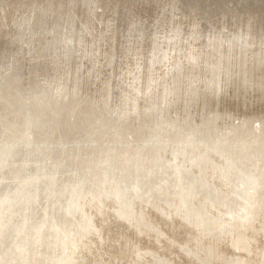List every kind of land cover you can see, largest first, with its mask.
Wrapping results in <instances>:
<instances>
[{
  "label": "rangeland",
  "instance_id": "obj_1",
  "mask_svg": "<svg viewBox=\"0 0 264 264\" xmlns=\"http://www.w3.org/2000/svg\"><path fill=\"white\" fill-rule=\"evenodd\" d=\"M82 1L84 4L82 3ZM90 1L92 3H90ZM94 1L96 2L95 4H94ZM150 1L149 0H143V1H140V0H68V1L67 0H34V1L33 0H19V1L18 0H12V1L11 0L9 1L0 0V110L3 108V104L5 103L6 104L10 103V106L12 107L9 116L3 119L0 118V120H4L5 123H7L6 126H3L0 129V264H56L57 262L56 259H59L57 264L59 263L65 264L68 260L66 258L67 255L68 254L70 255L71 253H72L71 257L72 258L76 257L75 261L81 262L82 264H98V263L99 264H105V263L106 264H131L130 262H132V264H136L137 261L139 262V264H153L155 261H157V264L159 262H161L160 264H190V263L191 264H208V263L218 264L217 260H215L213 257L209 258L207 254V250L200 251L201 250L199 249L200 243L198 244L199 241L193 240L190 237L191 234L190 233L188 234V231H185L183 227L176 225V223H174L175 226L174 228H172L173 227L172 222L171 223L168 222L169 224L168 223L165 224V222L162 220H160L159 223L157 222L158 220L157 221L153 220V226L155 228L158 226L157 227L158 230L160 229L159 231L158 230L155 231L157 235L156 238L155 236L152 235V233L150 236L149 235L147 236L148 233L143 232L140 234H135L131 231V229H128L130 228V226L132 227L133 225H135L136 227L137 225H139L138 224L139 222L140 223L145 222L147 219L151 217L150 213H152L153 211L161 212L162 215H165L163 216L165 220L167 218H170L169 213L172 210H174V208H176L178 201L183 197L185 198V203H188V204L193 203L191 201L192 198L198 201L196 196L194 197L188 196L189 192L190 191L192 192V188L194 184L193 181L195 179L194 177L195 175L197 177L196 179L200 181V183L195 181V184H194V188H196L195 195L197 196L200 195L199 201L203 202L206 200L205 201L206 203L209 202V200L207 199V197H209V192L204 191V185L202 184V182L203 183L205 182L206 186H209L211 181L217 178H220V176L221 178L222 177L225 178L226 176H229L227 179L229 180L230 184L232 183V181L233 183L237 181L235 185L237 186L238 189L243 190L245 194L244 195V198H245L244 203L246 207V214L244 215L245 217L242 215V212H241L242 210L238 211L237 209L238 212L237 211L235 212L237 215L240 214L239 216L242 217V219L244 218L243 219L244 221L239 220L240 224L238 223V226H237L240 229L242 228V230L240 231L241 233L239 234L233 230L231 231L230 228L232 225L230 224L233 222L231 221V218L229 220L226 219L225 225H228V226H226L227 227L225 230L226 232L224 231L223 234L225 235L223 236L225 237L227 235L226 236V238H228L227 244H229V246L231 245L230 250L233 253L235 252L236 255L239 254L237 255V259L239 260V262L240 261L241 262L240 263L237 262V264L238 263L239 264H249V263L250 264L252 263L253 264H264V261H263L264 260V257H263L264 256V253H263L264 252V236L258 233L259 231L256 230L257 227H255V224L254 226H252L253 223H255V221L258 219V216H260L262 209L264 207L263 206L264 205L263 204L264 203V200H263L264 199V186H263L264 185V179H263L264 178L263 177L264 176L263 175L264 173L263 163L264 162L262 161L264 160L263 158L264 156H262V153H264L263 151L264 146H262L264 145L263 144L264 140H261L262 139L261 137L264 136L263 132H261V131H264V106H263L264 105V101H263L264 100V73H262L264 72L263 70L264 69L263 68L264 66V58H263L264 57L263 55L264 46H262L264 45L263 43L264 42V39H263L264 38V33H263L264 32V25H263L264 0H253V1L244 0L246 1L245 4H243L245 6H242L243 1L241 0H238V1L237 0H231V1L230 0H220V1L219 0H208V1L207 0L205 1L204 0H197V1L196 0H179V1L178 0H164V1L150 0ZM176 1L178 2V4ZM199 1H202V2H199ZM141 2L143 4H140ZM155 2H157V4ZM180 2L181 4H179ZM220 2H223V3L220 4ZM15 4H16V7H15ZM39 5L43 7L41 8ZM213 5L215 6L213 7ZM230 5L232 9L230 8ZM238 5H240L239 6L240 8H238ZM92 7L94 9H92ZM183 7L184 9H182ZM262 7H263V10L262 9H261L262 11L259 10ZM87 8L89 12L87 11ZM89 8H91V10H89ZM171 8H173V11H176V12L173 13ZM179 8L181 9V11ZM187 8L189 9L188 11H187ZM194 8H195V11L193 10ZM213 8L215 11L213 10ZM224 8L226 10H224ZM242 8L245 11H248V9L251 10L252 8H255L257 10L256 12H253L252 10L253 12V13L251 12L252 14L248 13L245 15V13H242V15L245 17L239 18L238 16L237 18L239 10ZM93 10H95V12ZM39 11L42 14H40ZM93 12L95 14H93ZM184 12L186 15L184 14ZM82 14L83 16H81ZM87 16H88V19H86ZM164 16L166 17V19L164 18ZM257 16H260V17H257ZM94 19L95 21H91ZM76 20L78 21L80 20V21L77 22ZM112 20H113V24H111ZM118 20L121 21L122 23L119 22ZM248 20H249V23H248ZM124 21L126 22L128 21V22L126 23ZM96 22L99 25L96 24ZM76 23L78 24V26ZM139 23L142 26H140ZM104 25L108 26L109 28L105 27ZM138 25L140 26L141 29L139 28ZM81 26L83 27L81 28ZM259 26L260 27L262 26V27L260 28ZM49 27L50 29H48ZM253 27L257 29L255 30ZM98 28L99 29L101 28V30H99ZM223 28L226 31L223 30ZM57 30L59 31L57 32ZM118 30H120V32ZM134 30L136 33L134 32ZM141 30H144V31H141ZM175 30L176 31L178 30L177 31L178 34H175L177 33ZM245 30L247 31L245 32ZM233 31H235V33ZM240 31L243 33V35L245 34L246 36L243 37ZM255 31L256 33L253 34V32ZM84 32L87 34L84 35L85 34ZM173 32L175 33L172 34ZM259 32L260 33L262 32L261 35ZM57 33H59L60 36ZM78 34L79 35L82 34V35L79 36ZM105 34H107L108 36ZM224 35L228 37H223ZM57 36H59V39L57 38ZM105 36L107 37L106 39H105ZM138 36L142 40H140ZM250 36H252L253 39ZM80 37H81V40H80ZM108 38L110 39V42ZM153 38L155 39L154 41H153ZM91 39L93 40L91 41ZM118 40L119 42L117 43L116 41ZM120 40H121V43H120ZM70 42L72 44H70ZM88 42H91L92 44L90 43L89 45ZM94 42L96 44L97 43H100V44L96 45ZM83 43L84 45L86 43L88 45L86 44L87 46H84ZM129 43L132 44L131 46L133 47H131ZM232 43L234 44L232 45ZM118 44L120 48H118ZM91 45L93 46V48L91 47ZM240 45L243 47H241ZM55 46L58 48H56ZM44 47L45 48L47 47L49 50L47 48L45 49ZM74 47L75 48L78 47L77 50L74 49ZM80 47L81 49H79ZM95 47H97L98 49ZM245 48H246V51H245ZM259 48L263 49V50L260 49L261 52L263 51L262 53L259 51ZM68 49L70 51H68ZM117 49H120V50L122 49V50L119 51ZM130 49L131 50L133 49V50L131 51ZM34 50L36 51L39 50L38 51L39 54ZM72 51H74L75 53ZM156 51L159 53L157 54ZM226 51L228 52L229 56L226 54L227 53ZM152 52L155 54V56ZM58 53H61V54L58 55ZM85 53L88 55H85ZM89 54L92 56L95 54L94 55L95 58L94 57L91 58ZM57 55L59 56V58ZM105 55L106 57H109V59L105 58L104 57ZM113 55L115 57L114 58L115 60L113 59ZM250 55L253 56V58ZM73 56H76L78 60L76 59V57H73ZM119 56H120V59H119ZM86 57L87 58L89 57V58L86 59ZM151 57L153 60L151 59ZM39 58L41 59L39 60ZM45 58L46 59L50 58L52 60L51 61L49 59L51 64L49 60H46ZM60 58L62 59V61ZM116 58H117V62H116ZM226 58H228L231 61H229ZM257 59H259L260 62ZM2 60L3 61L5 60V63H1ZM191 60L193 61V63ZM47 61H48V64H47ZM114 61L116 63H114ZM154 61L155 63H153ZM38 62L39 63L41 62L42 64L41 63L39 64ZM59 62L60 63L62 62L61 65ZM20 65H21V68H20ZM57 66H59L58 69H57ZM108 66L110 68H108ZM99 67L100 69H98ZM198 67L201 68V71ZM227 67L229 70L226 69ZM259 67H261V69H259ZM49 68L51 72H49ZM66 69L67 71H64ZM74 69H75V72H74ZM90 71L91 72L94 71V72L91 73ZM226 71H228L229 73ZM55 72H59V73H55ZM201 72H202V75H207V76L203 77L201 75ZM253 72L255 73L253 74ZM260 72L262 74H260ZM199 73H200V76H199ZM65 74L66 75L68 74V75L66 76ZM255 74L256 75L259 74V75L256 76ZM93 75H95L96 77ZM150 75L152 78L150 77ZM53 76L54 77L57 76L56 79L55 78L53 79ZM62 76L64 78V81H63ZM58 77H59V80H58ZM65 77L68 80L65 79ZM77 77L78 78L80 77L79 79L81 80H78ZM208 77L210 78L208 79ZM222 77H225V78H222ZM214 78H216L217 80ZM229 78H231V80ZM214 80L216 81L214 82ZM225 80H228L229 83ZM56 81H59V84H62L63 87H65L64 84L66 82L65 84L66 88H63V92H62V95L65 94L66 96H63V99L60 101H56V97L58 98V95H59V90H58L59 85L57 84L58 82ZM71 81H73V84L74 83L76 84L74 85V87L76 86L75 88H72L73 84ZM109 81L110 82L113 81V83L112 82L109 83ZM123 81L126 82L127 85ZM213 83L214 85H212ZM84 84L85 85L87 84L88 86L86 85L87 86L86 87ZM54 85L57 87H55ZM78 86H80V88ZM118 86L122 88L120 89ZM217 86L219 87L217 88ZM98 87L99 88L101 87L102 90L99 89ZM220 87L223 90L220 89ZM126 88L127 90H125ZM205 90H208V91L206 92ZM225 90H226V93H225ZM76 91H79V92H76ZM126 91H128L129 93L128 92L126 93ZM212 91L214 92L212 93ZM203 93L205 96L202 95ZM207 93H208V96L206 95ZM25 95L26 97L27 96L30 97V99H28L30 101L27 103L28 106L26 108L20 107L21 104L19 103L21 100H23V96ZM85 96L86 97L89 96V97L85 98ZM232 97H235V98H232ZM169 98H171V100ZM72 99H75V100H72ZM81 99H83V101ZM125 99L127 100L125 101ZM167 99L169 101V104L167 103V106L164 107L163 105L164 103H166L165 101H167ZM53 100H55V102ZM106 100L108 103L106 102ZM104 101L106 102V105ZM126 102L128 103L127 105H126ZM170 102H172V104ZM209 102H211V104ZM58 105L67 107L66 112L71 110L70 112L65 114V118L63 115L64 119H62L63 121L68 120L69 122L62 124L63 123L62 121L58 125L56 123L53 124L52 125L53 128H50V130L45 134V138L46 137H50V138L49 139L46 138V140L43 141L41 131H44V127L42 130V126L40 127V123L41 121H45V119L47 120V118L51 117V115H49L51 110L45 112L44 108L46 107L48 108V106H53V108L59 107L57 109H60V106ZM216 105L218 106L219 109L216 108L217 107ZM33 106L35 108H38V110H33L32 108ZM80 106L81 107L83 106L82 108L84 112H78L75 110V108L79 109ZM104 106L105 107L107 106L106 110ZM208 106H210L211 108ZM73 107L74 109H72ZM94 107L99 109L100 111L99 115L94 110ZM90 108L91 110H89ZM29 109H31V111H29ZM86 109L88 111H85ZM25 111H29V112L25 114ZM74 111L76 112V114ZM107 111L110 112L112 119L116 118L117 116L118 118H120V120L118 119L117 121L119 123L120 131L118 130V128H116V132H117L116 136H115V131L112 132L111 130L112 127L110 126V123L112 122V120L107 118V116L110 115ZM154 111L155 112L157 111V112L155 113ZM214 112H216L215 114H218L220 112V114L223 113L226 116L220 120L218 119L219 117H216ZM92 113L95 117H98L99 120H97V118L95 120L93 118ZM150 114H154L157 117V119L154 121L152 120L151 123H147V117H149ZM75 115H78V116H75ZM101 115L103 116V118H101ZM228 115L230 117H228ZM234 115L236 118L234 117ZM31 116L33 118L32 120L30 119ZM99 116L101 119L99 118ZM213 116H215V118L217 119L218 121L217 123L220 124L219 125L220 127H218L217 126L218 124H216L214 125V127H211L208 130L207 128L205 129L204 124L207 122L209 124L208 119H211V118L213 119ZM249 117L251 118L249 119ZM253 117L254 119H252ZM53 118H55V114L53 115ZM69 118L71 119V121ZM225 118L228 120H226ZM52 120L53 119L49 121L50 124ZM229 120L230 122L231 121L232 122L230 123ZM103 121L105 122V124L102 123ZM28 122H31V123L36 122L35 127L33 128V125ZM54 122H55V119H54ZM76 122L77 124H75ZM260 122H261V126H260ZM224 123H227V124H224ZM242 123H245V124H242ZM73 124L75 127L73 126ZM98 126L100 129L98 128ZM216 126L219 128V130L217 129ZM91 127L94 128L93 133L91 132ZM101 127L103 128L101 129ZM253 127L256 130H254ZM67 128L69 131L70 130L71 131L69 132ZM57 129L58 130L61 129L59 133L61 134V136L57 135L59 136L60 140L58 137L56 139L53 138L54 136L53 134L57 132L54 130H57ZM87 129L88 131H90L92 135L94 134L93 136L91 135L93 137V138L90 137L91 140L85 138V132L87 133ZM97 129L99 130L97 131ZM100 130H102V133H100ZM74 131L76 134L74 133ZM62 132L64 133L65 136H63ZM71 132H73L72 134L74 135H72ZM234 132H235V136H234ZM185 133H187V135ZM257 133L259 135H256ZM100 134H102V136ZM245 136H247L246 142L244 139ZM62 137H64L65 139ZM233 138H234V141H233ZM252 138H255V139H252ZM206 139H207V143H206ZM247 139L250 142H247ZM92 140H93V143H92ZM223 140H224V143H223ZM256 140H258L259 143ZM75 141H78V142H75ZM56 142H59V144ZM68 142H70V145H71V150H72L71 152H74V154L78 152L77 154L80 153L79 156H76L75 158L73 155L72 157L71 156L68 157L67 155L68 152L66 151V147L70 146ZM212 142L214 143L216 142V144ZM228 142H231V143H228ZM252 142L253 143L256 142V143L253 144ZM18 143H20L21 147H22V144H25V143L28 144V147L26 148V150H23L21 152L25 160L17 156L15 160H20V161H15L14 156L16 154H10L13 146ZM71 143L72 144L74 143V144L72 145ZM220 143L222 146L220 145ZM250 145L254 146L252 147L254 149V150L252 149L254 151L253 153L250 148L251 147ZM256 145H258L259 147L258 146L256 147ZM76 146H80L79 151H77L78 149H76L77 148ZM73 147H76L75 148L76 151L75 149L73 151L72 149ZM237 148L241 150L242 152L239 151ZM225 150H227L228 152L227 151L224 152ZM249 150L251 151V153ZM191 152L193 155L191 154ZM6 153H7V156L5 155ZM207 154L208 156H206ZM214 157H217V158H214ZM260 157L263 159L261 160ZM69 159L71 161H69ZM202 159L204 160L203 162H202ZM29 160H31L32 163H30ZM166 160H169L172 163L170 167L168 166V168L165 167L167 166V163H168ZM235 161L239 164H237ZM16 162H19L21 164L30 163L31 169L29 171H26L25 169L24 171L21 167L19 169V167L16 166L18 167L16 168L18 170L13 171L12 169L15 168L13 166L16 164ZM189 163H191L192 165ZM254 163L256 164L254 165ZM85 169L88 170L87 173L82 174ZM229 169H231L232 171ZM77 170L78 172H76ZM243 171L245 172L243 173ZM259 171L261 172V174L258 175V173H260ZM71 172H76V173H74L73 176L69 177V174ZM211 173H212V176H211ZM218 174H220V176ZM247 174H249L250 176L249 175L247 176ZM244 177L246 178V180L247 179L248 180L246 181ZM208 178L209 180H207ZM254 179H256L255 182H254ZM260 179L261 180L263 179V182ZM244 181H245V184H244ZM67 182L69 184L68 186L66 184ZM241 183L243 184V187ZM71 189H73L74 193L72 192ZM21 190L25 191L23 193L24 196L20 195ZM125 190L127 192L136 191L138 193H141L139 194L140 196H138V200L140 201L135 200L133 197L134 196L133 194V196L132 195L130 196V198L133 199V202L129 201L131 203L130 204L127 201V197L125 193L122 192ZM221 193L224 196V194H226L227 191H225V189H221ZM99 195H103L105 196V198L99 197ZM116 195L119 196V198H116ZM143 195H145V197ZM94 196L97 197V200L98 198L100 199V201L98 200V202L102 205L100 207L98 206L100 212L102 211L104 212V208L107 204H112L113 202L115 203L116 201H118V204H121V207L125 208V210H127L128 213L130 212L131 214H133L135 213V211H141L143 212V214L141 216H136V218L131 215H128L126 218L127 222H125L126 224L123 226L122 224L114 221L115 218L112 216H108V217L105 216L104 221L102 223L103 219H100V220L96 219L93 213L94 208H93V204L91 201L94 198ZM155 196H158V197L166 196V197L164 199L155 200L154 199ZM115 199L117 200L115 201ZM217 199L218 197L216 195V200ZM134 200L138 201L137 203L139 204V207L138 208L134 207V208L129 209L132 204L136 203ZM261 200H263V202ZM128 205H130L129 208H127ZM154 205H158V207L156 209H153ZM154 217L155 216H153V218ZM246 217H249V218H246ZM120 220L121 221L124 220L122 215H121ZM95 221L97 222L98 225L95 224ZM132 221H134V224L131 223ZM194 222H198V221L197 220L196 221L192 220V222L190 221V223L193 226H196L197 223L195 225ZM104 225H106V227ZM243 225L244 227L245 226L247 227H245L244 229ZM143 227L148 229V227L146 226H143ZM252 229L254 232L253 231L248 232L249 230H252ZM161 230L163 233L160 232ZM65 236L66 237L70 236V238H66ZM230 241L232 242V244ZM68 243H71V244L69 245ZM135 243L138 245H136ZM234 243H235L234 246L236 247L232 246ZM88 244H90L89 246L91 248L88 246ZM75 246H77L78 248H76ZM187 246L189 248H187ZM81 247L82 249H80ZM116 247H119V248L117 249ZM226 247L227 246H224L225 249ZM185 249H189L191 251L190 253L191 257H187L186 254H184ZM198 252H201V253L198 255L197 254ZM78 255L80 257H78ZM240 255L241 257L238 258V256ZM82 257H83V260H82ZM134 258L135 260H133Z\"/></svg>",
  "mask_w": 264,
  "mask_h": 264
},
{
  "label": "bare ground",
  "instance_id": "obj_2",
  "mask_svg": "<svg viewBox=\"0 0 264 264\" xmlns=\"http://www.w3.org/2000/svg\"><path fill=\"white\" fill-rule=\"evenodd\" d=\"M9 1V0H8ZM12 1V0H11ZM19 1V0H18ZM34 1V0H33ZM68 1V0H67ZM140 1H143V0H140ZM150 1V0H149ZM162 1H164V0H162ZM179 1V0H178ZM197 1V0H196ZM195 1V2H196ZM205 1V0H204ZM208 1V0H207ZM220 1V0H219ZM231 1V0H230ZM238 1V0H237ZM241 1H243L242 2V6H245V5H243V4H245V2L246 1H248V0H246V1H244V0H241ZM240 1V2H241ZM251 1H253V0H251ZM72 2V1H71ZM107 2V1H106ZM112 2V1H111ZM137 2V1H136ZM151 2V1H150ZM158 2V1H157ZM157 2H155L156 4H157ZM177 2V1H176ZM175 2V3H176ZM193 2V1H192ZM199 2H202V1H199ZM198 2V3H199ZM214 2V1H213ZM258 2V1H257ZM256 2V3H257ZM20 3V2H19ZM39 3V2H38ZM70 3V2H69ZM82 3H83V1H82ZM90 3H92L91 1H90ZM96 2L94 1V4H95ZM124 3V2H123ZM129 3H131V2H129ZM174 3V2H173ZM184 3V2H183ZM187 3V2H186ZM205 3V2H204ZM212 3V2H211ZM216 3H217V1H216ZM215 3V4H216ZM221 3H223V2H220V4ZM226 3H227V1H226ZM233 3V2H232ZM24 4V3H23ZM27 4V3H26ZM45 4V3H44ZM84 4V3H83ZM94 4H93V6H94ZM135 4V3H134ZM140 4H143L142 2L140 3ZM161 4V3H160ZM159 4V5H160ZM177 4H178V2H177ZM179 4H181V2L179 3ZM196 4V3H195ZM209 4V3H208ZM229 4V3H228ZM87 5V4H86ZM99 5V4H98ZM114 5V4H113ZM119 5V4H118ZM163 5V4H162ZM171 5V4H170ZM183 5V4H182ZM181 5V6H182ZM185 5V4H184ZM197 5V4H196ZM199 5H201V4H199ZM226 5V4H225ZM241 5V4H240ZM240 5H238V8H240L239 6ZM248 5V4H247ZM247 5H246V7H247ZM249 5H250V3H249ZM253 5H254V3H253ZM253 5H252V7H253ZM261 5V4H260ZM8 6H9V4H8ZM21 6V5H20ZM40 6V5H39ZM139 6V5H138ZM141 6V5H140ZM194 6V5H193ZM198 6V5H197ZM206 6V5H205ZM215 5H213V7H214ZM241 6V7H242ZM15 7H16V4H15ZM41 7V6H40ZM43 7V6H42ZM41 7V8H42ZM49 7V6H48ZM81 7V6H80ZM89 7H90V5H89ZM103 7H104V5H103ZM112 7V6H111ZM129 7V6H128ZM149 7V6H148ZM164 7V6H163ZM171 7V6H170ZM177 7V6H176ZM189 7V6H188ZM196 7V6H195ZM228 7H229V5H228ZM236 7V6H235ZM245 7V8H246ZM250 7H251V5H250ZM261 7V6H260ZM264 7V6H263ZM263 7L262 8H260L259 10H263ZM20 8V7H19ZM102 8V7H101ZM134 8V7H133ZM166 8V7H165ZM174 8V7H173ZM173 8H171V10L173 11ZM185 8H186V6H185ZM199 8V7H198ZM209 8V7H208ZM230 8H231V5H230ZM234 8V7H233ZM249 8V7H248ZM39 9V8H38ZM44 9H46V8H44ZM43 9V10H44ZM49 9V8H48ZM81 9V8H80ZM92 9H94L93 7H92ZM96 9V8H95ZM180 9V8H179ZM182 9H184V7L182 8ZM192 9V8H191ZM197 9V8H196ZM200 9V8H199ZM202 9H203V7H202ZM232 9V8H231ZM247 9V8H246ZM51 10V9H50ZM49 10V11H50ZM86 10V9H85ZM89 10H91V8H89ZM112 10V9H111ZM143 10V9H142ZM178 10V9H177ZM189 9L187 8V11H188ZM194 11H195V8L193 9ZM192 10V11H193ZM209 10V9H208ZM213 10H214V8H213ZM219 10V9H218ZM223 10V9H222ZM224 10H226L225 8H224ZM223 10V11H224ZM252 10H253V12H256V10L257 9H255V8H252L251 10L250 9H248V11H245L243 8L242 9H240L239 10V13H238V15H237V18H238V16H239V18H243V17H245V16H243L242 15V13H245V15L246 14H248V13H251L252 12ZM261 10V11H262ZM72 11V10H71ZM77 11V10H76ZM87 11H88V8H87ZM94 12H95V10H93ZM100 11H101V9H100ZM103 11V10H102ZM107 11V10H106ZM148 11V10H147ZM167 11V10H166ZM165 11V12H166ZM172 11H170V12H172ZM180 11H181V9H180ZM191 11V10H190ZM215 11V10H214ZM234 11H236V10H234ZM37 12H38V10H37ZM89 12V11H88ZM93 12V14H95ZM123 12V11H122ZM135 12V11H134ZM164 12V13H165ZM174 12H176V11H173V13ZM178 12V11H177ZM197 12V11H196ZM227 12V11H226ZM252 12V13H253ZM39 13H40V11H39ZM44 13V12H43ZM87 13V12H86ZM98 13V12H97ZM129 13V12H128ZM152 13V12H151ZM163 13V12H162ZM161 13V14H162ZM192 13V12H191ZM204 13H206V12H204ZM212 13V12H211ZM251 13V14H252ZM264 13V12H263ZM40 14H42V13H40ZM45 14V13H44ZM88 14V13H87ZM100 14V13H99ZM168 14V13H167ZM182 14V13H181ZM184 14H185V12H184ZM199 14V13H198ZM201 14H202V12H201ZM200 14V15H201ZM39 15V14H38ZM49 15V14H48ZM77 15V14H76ZM107 15V14H106ZM156 15V14H155ZM158 15H160V14H158ZM170 15V14H169ZM168 15V16H169ZM174 15V14H173ZM177 15V14H176ZM186 15V14H185ZM192 15V14H191ZM223 15V14H222ZM227 15V14H226ZM231 15V14H230ZM254 15H255V13H254ZM256 15H258V14H256ZM43 16V15H42ZM81 16H83V14L81 15ZM94 16V15H93ZM124 16H125V14H124ZM145 16V15H144ZM154 16V15H153ZM166 16V15H165ZM164 16V18L166 19V17ZM179 16V15H178ZM181 16V15H180ZM188 16V15H187ZM195 16H196V14H195ZM199 16V15H198ZM209 16V15H208ZM210 16H211V14H210ZM228 16V15H227ZM248 16V15H247ZM262 16V15H261ZM45 17V16H44ZM48 17V16H47ZM77 17V16H76ZM79 17V16H78ZM90 17V16H89ZM92 17V16H91ZM129 17V16H128ZM155 17V16H154ZM186 17V16H185ZM213 17V16H212ZM211 17V18H212ZM235 17V16H234ZM252 17V16H251ZM257 17H260V16H257ZM81 18V17H80ZM102 18V17H101ZM119 18V17H118ZM133 18V17H132ZM135 18V17H134ZM170 18V17H169ZM202 18V17H201ZM228 18V17H227ZM230 18V17H229ZM246 18H248V17H246ZM253 18V17H252ZM52 19V18H51ZM82 19V18H81ZM80 19V20H81ZM86 19H88V16H87V18ZM122 19V18H121ZM120 19V20H121ZM221 19H222V17H221ZM257 19V18H256ZM79 20V21H80ZM90 20V19H89ZM138 20V19H137ZM151 20V19H150ZM170 20V19H169ZM199 20V19H198ZM206 20H207V18H206ZM213 20V19H212ZM216 20V19H215ZM226 20V19H225ZM244 20V19H243ZM259 20V19H258ZM52 21V20H51ZM51 21H50V23H51ZM77 22H79L78 20H76ZM91 21H95V19L94 20H91ZM119 21V20H118ZM180 21V20H179ZM182 21V20H181ZM209 21V20H208ZM234 21V20H233ZM241 21V20H240ZM245 21V20H244ZM119 22H121V21H119ZM124 22H126V21H124ZM128 22V21H127ZM126 22V23H127ZM150 22V21H149ZM155 22V21H154ZM163 22H164V20H163ZM217 22V21H216ZM237 22V21H236ZM242 22V21H241ZM53 23V22H52ZM92 23V22H91ZM94 23V22H93ZM115 23V22H114ZM122 23V22H121ZM125 23V24H126ZM194 23V22H193ZM206 23V22H205ZM220 23V22H219ZM225 23V22H224ZM229 23H231V22H229ZM248 23H249V20H248ZM257 23V22H256ZM77 24V23H76ZM82 24V23H81ZM85 24H87V23H85ZM89 24V23H88ZM96 24H98L97 22H96ZM111 24H113V20H112V23ZM120 24V23H119ZM131 24V23H130ZM140 24V23H139ZM166 24V23H165ZM200 24H202V23H200ZM199 24V25H200ZM203 24H204V22H203ZM241 24H243V23H241ZM261 24V23H260ZM80 25V24H79ZM83 25V24H82ZM91 25V24H90ZM99 25V24H98ZM98 25H97V27H98ZM115 25V24H114ZM127 25V24H126ZM132 25V24H131ZM135 25V24H134ZM169 25V24H168ZM171 25V24H170ZM178 25V24H177ZM198 25V26H199ZM208 25V24H207ZM230 25H232V24H230ZM240 25V24H239ZM246 25H247V23H246ZM245 25V26H246ZM263 25H264V22H263ZM77 26H78V24H77ZM86 26V25H85ZM96 26V25H95ZM105 27H108V26H106V25H104ZM104 26H102V27H104ZM130 26V25H129ZM139 26V25H138ZM140 26H142L141 24H140ZM140 26H139V28H140ZM175 26V25H174ZM244 26V25H243ZM83 26H81V28H82ZM133 27H135V26H133ZM151 27V26H150ZM180 27V26H179ZM203 27V26H202ZM211 27V26H210ZM239 27V26H238ZM260 27V26H259ZM262 27V26H261ZM260 27V28H261ZM91 28V27H90ZM109 28V27H108ZM122 28V27H121ZM174 28V27H173ZM208 28V27H207ZM220 28V27H219ZM225 28V27H224ZM223 28V30H225ZM228 28V27H227ZM233 28V27H232ZM237 28V27H236ZM254 29H255V27H253ZM48 29H50V27L48 28ZM52 29V28H51ZM60 29H62V28H60ZM80 29V28H79ZM78 29V30H79ZM99 29V28H98ZM120 29V28H119ZM132 29V28H131ZM136 29V28H135ZM141 29V28H140ZM184 29V28H183ZM191 29V28H190ZM243 29V28H242ZM249 29V28H248ZM251 29V28H250ZM257 29V28H256ZM255 29V30H256ZM86 30V29H85ZM97 30V29H96ZM99 30H101V28L99 29ZM125 30V29H124ZM172 30V29H171ZM178 30H180V29H178ZM177 30V31H178ZM230 30V29H229ZM233 30V29H232ZM236 30V29H235ZM239 30H241V29H239ZM59 30H57V32H58ZM110 31H112V30H110ZM119 32H120V30H118ZM128 31V30H127ZM137 31V30H136ZM141 31H144V30H141ZM176 31V30H175ZM176 31V32H177ZM226 31V30H225ZM237 31H238V29H237ZM247 30H245V32H246ZM260 31V30H259ZM262 31H263V29H262ZM50 32V31H49ZM71 32V31H70ZM69 32V33H70ZM99 32V31H98ZM118 32V33H119ZM134 32H135V30H134ZM149 32V31H148ZM163 32V31H162ZM234 33H235V31H233ZM241 32V31H240ZM250 32V31H249ZM77 33V32H76ZM80 33V32H79ZM85 33V32H84ZM83 33V34H84ZM93 33V32H92ZM97 33V32H96ZM103 33V32H102ZM114 33V32H113ZM136 33V32H135ZM150 33V32H149ZM155 33V32H154ZM175 32H173L172 34H174ZM180 33V32H179ZM202 33V32H201ZM204 33V32H203ZM214 33V32H213ZM233 33V34H234ZM238 33V32H237ZM242 33V32H241ZM254 33H256V31L255 32H253V34ZM260 33V32H259ZM262 33V32H261ZM261 33H260V35H261ZM264 33V32H263ZM57 34H59V33H57ZM68 34V33H67ZM73 34V33H72ZM87 33H85L84 35H86ZM104 34V33H103ZM121 34V33H120ZM120 34H119V36H120ZM123 34V33H122ZM146 34H147V32H146ZM158 34V33H157ZM171 34V33H170ZM175 34H178V32L177 33H175ZM191 34V33H190ZM229 34V33H228ZM247 34V33H246ZM56 35V34H55ZM74 35V34H73ZM72 35V36H73ZM79 35V34H78ZM82 35V34H81ZM81 35H79V36H81ZM83 35V36H84ZM101 35V34H100ZM105 35H107V34H105ZM127 35V34H126ZM131 35V34H130ZM141 35V34H140ZM160 35V34H159ZM196 35V34H195ZM204 35V34H203ZM231 35V34H230ZM242 35H243V33H242ZM259 35V34H258ZM59 36H60V34H59ZM59 36H57V38L59 39ZM68 36V35H67ZM93 36V35H92ZM98 36V35H97ZM104 36V35H103ZM108 36V35H107ZM114 36H116V35H114ZM113 36V37H114ZM123 36V35H122ZM122 36H121V38H122ZM153 36V35H152ZM170 36V35H169ZM192 36V35H191ZM241 36V35H240ZM240 36H239V38H240ZM246 35L244 34L243 35V37H245ZM50 37H52V36H50ZM94 37V36H93ZM99 37V36H98ZM113 37H111V38H113ZM125 37V36H124ZM145 37V36H144ZM160 37V36H159ZM182 37V36H181ZM218 37V36H217ZM223 37H228V36H223ZM222 37V38H223ZM235 37V36H234ZM251 38H252V36H250ZM262 37H263V35H262ZM57 38H56V40H57ZM62 38V37H61ZM72 38V37H71ZM85 38V37H84ZM95 38V37H94ZM107 37L105 36V39H106ZM115 38V37H114ZM134 38V37H133ZM138 38H139V36H138ZM149 38V37H148ZM157 38V37H156ZM166 38V37H165ZM172 38V37H171ZM178 38V37H177ZM185 38V37H184ZM196 38V37H195ZM210 38V37H209ZM230 38V37H229ZM233 38V37H232ZM82 39H83V37H82ZM109 39V38H108ZM120 39V38H119ZM135 39V38H134ZM140 40H142L141 38H139ZM151 39H152V37H151ZM174 39V38H173ZM180 39V38H179ZM212 39V38H211ZM210 39V40H211ZM237 39V38H236ZM235 39V40H236ZM244 39H246V38H244ZM253 39V38H252ZM264 39V38H263ZM52 40V39H51ZM80 40H81V37H80ZM93 39H91V41H92ZM96 40V39H95ZM112 40V39H111ZM155 39L153 38V41H154ZM159 40H160V38H159ZM158 40V41H159ZM169 40V39H168ZM178 40V39H177ZM191 40V39H190ZM223 40H225V39H223ZM234 40V39H233ZM67 41H69V40H67ZM76 41V40H75ZM124 41V40H123ZM133 41V40H132ZM138 41V40H137ZM136 41V42H137ZM206 41V40H205ZM209 41V40H208ZM219 41H220V39H219ZM249 41V40H248ZM257 41V40H256ZM259 41H260V39H259ZM61 42V41H60ZM84 42H85V40H84ZM97 42V41H96ZM102 42V41H101ZM109 42H110V39H109ZM117 43L119 42V40L118 41H116ZM128 42V41H127ZM134 42V41H133ZM133 42H132V44H133ZM141 42V41H140ZM183 42V41H182ZM196 42V41H195ZM217 42V41H216ZM226 42V41H225ZM233 42V41H232ZM30 43V42H29ZM33 43V42H32ZM44 43V42H43ZM57 43V42H56ZM55 43V44H56ZM89 43V45H90V43L91 42H88ZM95 43V42H94ZM103 43V42H102ZM115 43V42H114ZM120 43H121V40H120ZM125 43V42H124ZM161 43V42H160ZM164 43H165V41H164ZM163 43V44H164ZM169 43V42H168ZM174 43V42H173ZM179 43V42H178ZM218 43V42H217ZM222 43V42H221ZM249 43V42H248ZM254 43H255V41H254ZM257 43V42H256ZM261 43V42H260ZM264 43V42H263ZM62 44V43H61ZM60 44V45H61ZM67 44H69V43H67ZM70 44H72L71 42H70ZM87 44V43H86ZM84 45V43H83V45L84 46H87V45ZM92 44V43H91ZM96 44V43H95ZM98 44H100V43H97L96 45H98ZM106 44H108V43H106ZM130 44V43H129ZM132 44H130V46L132 45ZM140 44V43H139ZM203 44H204V42H203ZM230 44V43H229ZM234 43H232V45H233ZM237 44V43H236ZM235 44V45H236ZM247 44V43H246ZM251 44V43H250ZM250 44H249V46H250ZM35 45V44H34ZM47 45V44H46ZM64 45V44H63ZM94 45V44H93ZM95 45V46H96ZM112 45H114V44H112ZM121 45V44H120ZM136 45V44H135ZM165 45V44H164ZM222 45V44H221ZM231 45V44H230ZM229 45V46H230ZM253 45V44H252ZM62 46V45H61ZM67 46V45H66ZM75 46V45H74ZM117 46V45H116ZM191 46V45H190ZM210 46V45H209ZM241 46V45H240ZM262 46H264V45H262ZM56 47V46H55ZM54 47V48H55ZM76 47V46H75ZM74 47V49H76L77 50V48H75ZM82 47V46H81ZM81 47L79 48V49H81ZM90 47V46H89ZM91 47L93 48V46L91 45ZM101 47H102V45H101ZM110 47V46H109ZM129 47V46H128ZM128 47H126V48H128ZM131 47H133V46H131ZM186 47V46H185ZM222 47H224V46H222ZM241 47H243V46H241ZM254 47H255V45H254ZM20 48V47H19ZM36 48V47H35ZM45 48V47H44ZM47 48V47H46ZM45 48V49H46ZM56 48H58V47H56ZM60 48V47H59ZM63 48H64V46H63ZM70 48V47H69ZM72 48V47H71ZM87 48V47H86ZM85 48V49H86ZM91 48V49H92ZM95 48H97V47H95ZM104 48V47H103ZM118 48H120L119 47V44H118ZM122 48H123V46H122ZM155 48V47H154ZM161 48V47H160ZM167 48H169V47H167ZM236 48V47H235ZM247 48V47H246ZM246 48H245V51H246ZM250 48H252V47H250ZM48 49V48H47ZM73 49V50H74ZM90 49V48H89ZM98 49V48H97ZM100 49V48H99ZM102 49V48H101ZM106 49V48H105ZM196 49V48H195ZM229 49H230V47H229ZM237 49V48H236ZM243 49V48H242ZM260 49L261 48H259V51H260ZM19 50V49H18ZM49 50V49H48ZM54 50V49H53ZM72 50V49H71ZM75 50V51H76ZM84 50V49H83ZM93 50V49H92ZM104 50V49H103ZM117 50H119V51H121L120 49H117ZM131 50V49H130ZM133 50V49H132ZM131 50V51H132ZM168 50V49H167ZM228 50V49H227ZM232 50V49H231ZM253 50V49H252ZM261 50H263V49H261ZM34 51H36V50H34ZM38 51L39 50H37L36 52L38 53ZM43 51V50H42ZM60 51V50H59ZM68 51H70L69 49H68ZM67 51V52H68ZM80 51V50H79ZM89 51V50H88ZM96 51H98V50H96ZM95 51V52H96ZM130 51V52H131ZM163 51V50H162ZM175 51V50H174ZM210 51V50H209ZM234 51H235V49H234ZM248 51V50H247ZM251 51V50H250ZM45 52V51H44ZM56 52V51H55ZM72 52H74V51H72ZM77 52V51H76ZM82 52V51H81ZM90 52H91V50H90ZM101 52V51H100ZM108 52V51H107ZM111 52V51H110ZM128 52V51H127ZM157 52V51H156ZM179 52V51H178ZM202 52V51H201ZM227 52V51H226ZM240 52V51H239ZM261 52V51H260ZM263 52V51H262ZM261 52V53H262ZM49 53V52H48ZM57 53V52H56ZM62 53V52H61ZM61 53H58V55L59 54H61ZM75 53V52H74ZM89 53V52H88ZM120 53H122V52H120ZM120 53H118V54H120ZM153 53V52H152ZM159 52H157V54H158ZM211 53V52H210ZM213 53V52H212ZM244 53V52H243ZM39 54V53H38ZM68 54V53H67ZM66 54V55H67ZM73 54V53H72ZM77 54H79V53H77ZM83 54V53H82ZM93 54V53H92ZM102 54V53H101ZM118 54H117V56H118ZM141 54H142V52H141ZM154 54V53H153ZM205 54V53H204ZM225 54V53H224ZM227 55H228V52L226 53ZM240 54V53H239ZM250 54V53H249ZM43 55V54H42ZM52 55V54H51ZM51 55H50V57H51ZM56 55V54H55ZM57 55V56H58ZM63 55V54H62ZM61 55V56H62ZM74 55V54H73ZM85 55H88V54H86L85 53ZM90 55V54H89ZM95 55V54H94ZM94 55L92 56V55H90L91 56V58L92 57H94ZM107 55V54H106ZM106 55L104 56L105 58H108L109 59V57H106ZM114 55H116V54H114ZM114 55H113V59L115 58L114 57ZM131 55V54H130ZM162 55V54H161ZM174 55V54H173ZM216 55V54H215ZM256 55V54H255ZM258 55V54H257ZM264 55V54H263ZM45 56V55H44ZM43 56V57H44ZM56 56V57H57ZM64 56V55H63ZM69 56V55H68ZM72 56V55H71ZM70 56V57H71ZM77 56V55H76ZM76 56H73V57H76ZM79 56V55H78ZM81 56V55H80ZM116 56V57H117ZM125 56V55H124ZM139 56V55H138ZM151 56V55H150ZM154 56H155V54H154ZM179 56V55H178ZM192 56V55H191ZM195 56V55H194ZM229 56V55H228ZM251 56V55H250ZM259 56V55H258ZM48 57V56H47ZM133 57V56H132ZM193 57V56H192ZM191 57V58H192ZM220 57V56H219ZM236 57V56H235ZM252 58H253V56H251ZM260 57V56H259ZM55 58V57H54ZM58 58H59V56H58ZM67 58V57H66ZM65 58V59H66ZM79 58V57H78ZM85 58V57H84ZM83 58V59H84ZM89 58V57H88ZM87 57H86V59H88ZM95 58V57H94ZM93 58V59H94ZM104 58V59H105ZM126 58V57H125ZM163 58V57H162ZM161 58V59H162ZM244 58H246V57H244ZM251 58V59H252ZM264 58V57H263ZM41 58H39V60H40ZM46 59V58H45ZM50 59V58H49ZM48 58L46 59V60H49ZM52 59H53V57H52ZM61 59V58H60ZM69 59V58H68ZM76 59H77V57H76ZM111 59V58H110ZM119 59H120V56H119ZM123 59V58H122ZM151 59H152V57H151ZM166 59V58H165ZM189 59V58H188ZM222 59V58H221ZM226 59H228V58H226ZM43 60H44V58H43ZM51 60V59H50ZM50 60H49V62H50ZM72 60V59H71ZM78 60V59H77ZM96 60V59H95ZM115 60V59H114ZM153 60V59H152ZM155 60V59H154ZM229 60V59H228ZM243 60V59H242ZM246 60V59H245ZM258 61H259V59H257ZM52 61V60H51ZM54 61H55V59H54ZM59 61V60H58ZM61 61H62V59H61ZM64 61V60H63ZM66 61V60H65ZM88 61V60H87ZM100 61V60H99ZM106 61V60H105ZM110 61V60H109ZM121 61V60H120ZM129 61V60H128ZM148 61V60H147ZM151 61V60H150ZM189 61V60H188ZM192 61V60H191ZM197 61H198V59H197ZM229 61H231V60H229ZM233 61V60H232ZM238 61V60H237ZM251 61V60H250ZM46 62V61H45ZM82 62H83V60H82ZM86 62V61H85ZM94 62V61H93ZM96 62V61H95ZM116 62H117V58H116ZM115 61H114V63H116ZM122 62V61H121ZM163 62V61H162ZM215 62V61H214ZM244 62V61H243ZM260 62V61H259ZM1 63H5V60L3 61L2 60V62ZM39 63V62H38ZM38 63H36V64H38ZM41 63V62H40ZM39 63V64H40ZM56 63V62H55ZM60 63V62H59ZM62 63V62H61ZM61 63H60V65H61ZM65 63V62H64ZM69 63H70V61H69ZM74 63V62H73ZM97 63V62H96ZM108 63V62H107ZM113 63V62H112ZM113 63V64H114ZM153 63H155V61L153 62ZM176 63V62H175ZM192 63H193V61H192ZM42 64V63H41ZM43 64H44V62H43ZM47 64H48V61H47ZM50 64H51V62H50ZM159 64V63H158ZM184 64V63H183ZM187 64V63H186ZM216 64V63H215ZM242 64V63H241ZM247 64H249V63H247ZM257 64V63H256ZM260 64V63H259ZM263 64V63H262ZM24 65V64H23ZM22 65V66H23ZM29 65V64H28ZM32 65V64H31ZM34 65V64H33ZM53 65H54V63H53ZM59 65V66H60ZM86 65V64H85ZM103 65V64H102ZM104 65H105V63H104ZM107 65V64H106ZM118 65V64H117ZM192 65V64H191ZM190 65V66H191ZM194 65V64H193ZM200 65V64H199ZM252 65V64H251ZM251 65H250V67H251ZM25 66V65H24ZM35 66V65H34ZM59 66H57V69L59 68ZM68 66H69V64H68ZM89 66H91V65H89ZM94 66V65H93ZM92 66V67H93ZM114 66V65H113ZM143 66V65H142ZM181 66H182V64H181ZM189 66V65H188ZM198 66V65H197ZM219 66V65H218ZM226 66V65H225ZM246 66V65H245ZM37 67V66H36ZM50 67V66H49ZM65 67V66H64ZM64 67H63V69H64ZM67 67V66H66ZM76 67V66H75ZM74 67V68H75ZM102 67V66H101ZM153 67V66H152ZM194 67V66H193ZM196 67V66H195ZM203 67V66H202ZM238 67V66H237ZM244 67V66H243ZM20 68H21V65H20ZM51 68V67H50ZM50 68H49V72H51L50 71ZM78 68V67H77ZM108 68H110L109 66H108ZM130 68V67H129ZM169 68V67H168ZM199 68V67H198ZM205 68V67H204ZM217 68V67H216ZM234 68V67H233ZM248 68V67H247ZM263 68H264V66H263ZM262 68V69H263ZM57 69H56V71H57ZM98 69H100V67L98 68ZM107 69V68H106ZM139 69V68H138ZM178 69V68H177ZM184 69V68H183ZM193 69V68H192ZM196 69V68H195ZM200 69V71H201V68H199ZM206 69V68H205ZM226 69H228V67L226 68ZM231 69H232V67H231ZM242 69V68H241ZM250 69V68H249ZM253 69H255V68H253ZM257 69V68H256ZM259 69H261V67H259ZM54 70V69H53ZM97 70V69H96ZM108 70V69H107ZM125 70V69H124ZM140 70V69H139ZM185 70V69H184ZM189 70V69H188ZM212 70V69H211ZM210 70V71H211ZM223 70V69H222ZM229 70V69H228ZM264 70V69H263ZM48 71V70H47ZM61 71V70H60ZM63 71V70H62ZM64 71H67V69L66 70H64ZM98 71V70H97ZM101 71H103V70H101ZM100 71V72H101ZM161 71V70H160ZM198 71V70H197ZM203 71V70H202ZM225 71V70H224ZM233 71V70H232ZM251 71V70H250ZM257 71V70H256ZM74 72H75V69H74ZM78 72V71H77ZM76 72V73H77ZM91 72V71H90ZM94 72V71H93ZM93 72H91V73H93ZM109 72V71H108ZM114 72V71H113ZM207 72V71H206ZM209 72V71H208ZM218 72V71H217ZM226 72H228V71H226ZM236 72V71H235ZM234 72V73H235ZM55 73H59V72H55ZM64 73V72H63ZM62 73V74H63ZM104 73V72H103ZM169 73V72H168ZM181 73V72H180ZM215 73V72H214ZM229 73V72H228ZM238 73V72H237ZM255 72H253V74H254ZM258 73V72H257ZM262 73H264V72H262ZM261 72H260V74H262ZM53 74V73H52ZM69 74V73H68ZM67 74V75H68ZM75 74V73H74ZM87 74V73H86ZM85 74V75H86ZM114 74V73H113ZM116 74V73H115ZM219 74V73H218ZM225 74V73H224ZM246 74V73H245ZM248 74H250V73H248ZM247 74V75H248ZM66 75V74H65ZM66 75V76H67ZM89 75V74H88ZM87 75V76H88ZM104 75V74H103ZM201 75H202V72H201ZM240 75V74H239ZM256 75V74H255ZM257 75H259V74H257ZM256 75V76H257ZM58 76H59V74H58ZM71 76V75H70ZM69 76V77H70ZM80 76V75H79ZM93 76H95V75H93ZM100 76H102V75H100ZM182 76H183V74H182ZM199 76H200V73H199ZM203 77L205 76H207V75H202ZM222 76H223V74H222ZM50 77V76H49ZM56 77L57 76H53V79L55 78L56 79ZM61 77V76H60ZM68 77V78H69ZM73 77H74V75H73ZM96 77V76H95ZM113 77H114V75H113ZM126 77V76H125ZM129 77V76H128ZM150 77H151V75H150ZM216 77H217V75H216ZM242 77H244V76H242ZM250 77V76H249ZM62 78H63V76H62ZM75 78H76V76H75ZM80 78V77H79ZM78 77H77V79L78 80H81V79H79ZM109 78V77H108ZM134 78V77H133ZM152 78V77H151ZM200 78V77H199ZM210 77H208V79H209ZM222 78H225V77H222ZM221 78V79H222ZM240 78V77H239ZM248 78V77H247ZM246 78V79H247ZM254 78V77H253ZM256 78V77H255ZM51 79H52V77H51ZM65 79H67L66 77H65ZM83 79H84V77H83ZM91 79V78H90ZM106 79V78H105ZM104 79V80H105ZM112 79V78H111ZM125 79V78H124ZM130 79V78H129ZM128 79V80H129ZM165 79V78H164ZM214 79H216V78H214ZM221 79H220V81H221ZM230 80H231V78H229ZM233 79V78H232ZM238 79V78H237ZM258 79V78H257ZM28 80V79H27ZM58 80H59V77H58ZM68 80V79H67ZM71 80V79H70ZM74 80V79H73ZM92 80V79H91ZM110 80V79H109ZM184 80V79H183ZM212 80H213V78H212ZM217 80V79H216ZM216 80H214V82L216 81ZM23 81H25V80H23ZM53 81H55V80H53ZM52 81V82H53ZM63 81H64V78H63ZM66 81V80H65ZM84 81H86V80H84ZM121 81V80H120ZM125 81V80H124ZM123 81V82H124ZM135 81V80H134ZM179 81V80H178ZM205 81V80H204ZM209 81V80H208ZM225 81H227L228 82V80H225ZM238 81V80H237ZM243 81V80H242ZM30 82V81H29ZM56 82H58L57 84L59 85L58 86V90H59V95H58V98L56 97V101H60V100H62L63 99V96H66L65 94L64 95H62V92H63V88H66V82H65V84H64V86L65 87H63L62 86V84H59V81H56ZM55 82V83H56ZM70 82V81H69ZM72 82V84H73V81H71ZM107 82V81H106ZM112 83H113V81H111ZM110 81H109V83H111ZM130 82V81H129ZM151 82V81H150ZM241 82V81H240ZM245 82V81H244ZM253 82V81H252ZM61 83V82H60ZM64 83V82H63ZM84 83V82H83ZM88 83V82H87ZM108 83V84H109ZM125 84H126V82H124ZM229 83V82H228ZM237 83V82H236ZM247 83H248V81H247ZM56 84V85H57ZM71 84V83H70ZM69 84V85H70ZM95 84V83H94ZM101 84V83H100ZM135 84V83H134ZM235 84V83H234ZM252 84V83H251ZM74 85H76L75 83L72 85V86H70V87H72V88H75L74 87ZM85 85V84H84ZM87 85V84H86ZM85 85V86H86ZM117 85H118V83H117ZM120 85V84H119ZM127 85V84H126ZM211 85V84H210ZM209 85V86H210ZM212 85H214V83L212 84ZM222 85V84H221ZM233 85V84H232ZM55 86V85H54ZM88 86V85H87ZM86 86V87H87ZM192 86V85H191ZM204 86V85H203ZM206 86V85H205ZM208 86V87H209ZM239 86V85H238ZM243 86V85H242ZM247 86V85H246ZM249 86V85H248ZM55 87H57V86H55ZM69 87V86H68ZM79 88H80V86H78ZM85 87V88H86ZM105 87V86H104ZM103 87V88H104ZM119 88H120V86H118ZM196 87V86H195ZM212 87V86H211ZM219 86H217V88H218ZM99 88V87H98ZM122 88V87H121ZM120 88V89H121ZM150 88V87H149ZM205 88V87H204ZM203 88V89H204ZM226 88V87H225ZM252 88V87H251ZM77 89V88H76ZM93 89V88H92ZM99 89H101V87L99 88ZM105 89V88H104ZM110 89V88H109ZM177 89V88H176ZM207 89H209V88H207ZM215 89H216V87H215ZM220 89H222L221 87H220ZM241 89V88H240ZM243 89V88H242ZM55 90V89H54ZM62 90V91H61ZM75 90V89H74ZM78 90V89H77ZM89 90V89H88ZM102 90V89H101ZM125 90H127V88L125 89ZM211 90V89H210ZM223 90V89H222ZM222 90H220V91H222ZM227 90H228V88H227ZM249 90H250V88H249ZM71 91V90H70ZM69 91V92H70ZM110 91V90H109ZM140 91V90H139ZM138 91V92H139ZM188 91V90H187ZM191 91V90H190ZM206 92L208 91V90H205ZM215 91V90H214ZM214 91H212V93L214 92ZM230 91V90H229ZM246 91V90H245ZM257 91V90H256ZM55 92V91H54ZM68 92V93H69ZM76 92H79V91H76ZM96 92V91H95ZM103 92V91H102ZM128 91H126V93H127ZM157 92V91H156ZM192 92V91H191ZM202 92V91H201ZM234 92V91H233ZM48 93V92H47ZM72 93V92H71ZM84 93V92H83ZM118 93V92H117ZM124 93V92H123ZM129 93V92H128ZM193 93V92H192ZM211 93V92H210ZM216 93V92H215ZM225 93H226V90H225ZM228 93V92H227ZM253 93V92H252ZM54 94V93H53ZM56 94V93H55ZM76 94V93H75ZM80 94H81V92H80ZM88 94V93H87ZM93 94H95V93H93ZM110 94V93H109ZM108 94V95H109ZM182 94V93H181ZM219 94V93H218ZM235 94V93H234ZM46 95V94H45ZM44 95V96H45ZM70 95V94H69ZM103 95V94H102ZM107 95V94H106ZM135 95V94H134ZM175 95V94H174ZM202 95H204V93L202 94ZM207 96H208V93L206 94ZM222 95H223V93H222ZM221 95V96H222ZM78 96V95H77ZM115 96V95H114ZM128 96V95H127ZM132 96H133V94H132ZM205 96V95H204ZM227 96V95H226ZM241 96V95H240ZM257 96V95H256ZM263 96V95H262ZM42 97V96H41ZM47 97H49V96H47ZM51 97V96H50ZM67 97H68V95H67ZM76 97V96H75ZM87 97H89V96H87ZM86 96H85V98H87ZM94 97V96H93ZM164 97V96H163ZM224 97V96H223ZM236 97V96H235ZM235 97H232V98H235ZM83 98V97H82ZM98 98V97H97ZM127 98V97H126ZM209 98V97H208ZM218 98H220V97H218ZM217 98V99H218ZM28 99H30V97L29 96H27L26 97V95L25 96H23V100H21L19 103L21 104L20 105V107H27L28 105H27V103L30 101V100H28ZM46 99V98H45ZM49 99V98H48ZM47 99V100H48ZM51 99V98H50ZM66 99V98H65ZM80 99V98H79ZM78 99V100H79ZM147 99V98H146ZM170 100H171V98H169ZM179 99V98H178ZM205 99V98H204ZM222 99V98H221ZM239 99V98H238ZM38 100V99H37ZM67 100V99H66ZM65 100V101H66ZM72 100H75V99H72ZM77 100V99H76ZM82 101H83V99H81ZM89 100V99H88ZM95 100V99H94ZM100 100H101V98H100ZM127 99H125V101H126ZM139 100V99H138ZM174 100V99H173ZM186 100V99H185ZM201 100V99H200ZM223 100V99H222ZM221 100V101H222ZM262 100V99H261ZM46 101V100H45ZM54 102H55V100H53ZM109 101H111V100H109ZM117 101V100H116ZM142 101V100H141ZM208 101V100H207ZM210 101V100H209ZM241 101V100H240ZM264 101V100H263ZM33 102V101H32ZM42 102V101H41ZM92 102V101H91ZM96 102V101H95ZM103 102V101H102ZM105 102V101H104ZM106 102H107V100H106ZM106 102H105V105H106ZM128 102V101H127ZM126 102V105L128 104ZM166 103H164V107H166L167 106V103L169 104V101H168V99H167V101H165ZM216 102V101H215ZM214 102V103H215ZM61 103V102H60ZM66 103H68V102H66ZM75 103V102H74ZM78 103V102H77ZM76 103V104H77ZM80 103V102H79ZM84 103V102H83ZM86 103H88V102H86ZM85 103V104H86ZM108 103V102H107ZM119 103V102H118ZM122 103V102H121ZM171 104H172V102H170ZM192 103V102H191ZM210 104H211V102H209ZM217 103V102H216ZM225 103V102H224ZM34 104V103H33ZM48 104H49V102H48ZM55 104V103H54ZM59 104V103H58ZM85 104H83V105H85ZM123 104H125V103H123ZM219 104V103H218ZM217 104V105H218ZM51 105V104H50ZM72 105V104H71ZM81 105V104H80ZM90 105V104H89ZM216 105V106H217ZM256 105V104H255ZM54 106V105H53ZM53 106H48V108L46 107V108H44V111L45 112H47V111H49V110H51L50 111V113H49V115H51V117L50 118H47V120L45 119V121H41V123H40V121H39V123H40V127L42 126V130H43V127H44V131H41V135H42V137H43V141H45L46 140V138H50V137H46L45 138V134L50 130V128H53L52 127V125L53 124H60L63 120L62 119H64L65 118V114H67L68 112H70V111H68V112H66V108L67 107H63V106H60V105H58V106H60V109H57V108H59V107H57V108H53ZM68 106H69V104H68ZM78 106V105H77ZM137 106V105H136ZM159 106V105H158ZM162 106V107H163ZM175 106V105H174ZM215 106V105H214ZM228 106V105H227ZM253 106V105H252ZM264 106V105H263ZM75 107V106H74ZM74 107L72 108V109H74ZM83 107V106H82ZM81 106L79 107V109L77 108H75V110L76 111H78V112H84L83 111V108H82ZM105 107V106H104ZM107 107V106H106ZM106 107H105V110H106ZM122 107H123V105H122ZM139 107V106H138ZM161 107V108H162ZM208 107H210V106H208ZM243 107H244V105H243ZM11 106H10V103L9 104H3V108L0 110V118L1 119H3V118H6L7 116H9L10 115V112H11ZM33 108V110H38V108H35L34 106L32 107ZM88 108V107H87ZM92 108V107H91ZM91 108L89 109V110H91ZM99 108V107H98ZM103 108V107H102ZM153 108V107H152ZM191 108V107H190ZM211 108V107H210ZM217 109H219L218 108V106L216 107ZM242 108V107H241ZM114 109V108H113ZM157 109V108H156ZM209 109V108H208ZM216 109V110H217ZM223 109V108H222ZM94 110L97 112V114L99 115V109H97L96 107H94ZM93 110V111H94ZM109 110H110V108H109ZM124 110V109H123ZM229 110V109H228ZM261 110V109H260ZM29 111H31V109H29ZM29 111H25V114H27ZM73 111V110H72ZM85 111H88L87 109L85 110ZM92 111V112H93ZM132 111V110H131ZM150 111V110H149ZM215 111V110H214ZM220 111V110H219ZM223 111V110H222ZM66 112V113H65ZM75 112V111H74ZM108 112V111H107ZM119 112V111H118ZM155 112V111H154ZM157 112V111H156ZM155 112V113H156ZM217 112V111H216ZM216 112H214V114L216 113ZM245 112V111H244ZM248 112V111H247ZM73 113V112H72ZM105 113V112H104ZM109 114H110V112H108ZM153 113V112H152ZM154 113V114H155ZM206 113H208V112H206ZM222 113V112H221ZM243 113V112H242ZM55 114V118H53V115ZM75 114H76V112H75ZM96 114V115H97ZM148 114V113H147ZM154 114H150L149 115V117H147V123H151V121L153 120H156L157 119V117L154 115ZM226 114V113H225ZM256 114V113H255ZM63 115H64V118H63ZM92 115H93V113H92ZM115 115V114H114ZM119 115V114H118ZM216 115V117H219L218 119H222V118H224L226 115H224L223 113L222 114H220V112L218 113V114H215ZM219 115V116H218ZM223 115V116H222ZM74 116V115H73ZM75 116H78V115H75ZM82 116V115H81ZM88 116V115H87ZM148 116V115H147ZM212 116V115H211ZM84 117V116H83ZM116 117V116H115ZM228 117H230L229 115H228ZM234 117H235V115H234ZM234 117H232V118H234ZM239 117V116H238ZM73 118V117H72ZM93 118L96 120V118H97V120H99L98 119V117H95L94 115H93ZM99 118H100V116H99ZM101 118H103V116L101 115ZM100 118V119H101ZM107 118H109V119H111L112 120V122L110 123V126L112 127L111 128V130H112V132L113 131H115V136H116V128H118V130H119V123L117 122L118 121V119L120 120V118H118V116L116 117V118H111V114L110 115H108L107 116ZM236 118V117H235ZM243 118V117H242ZM251 117H249V119H250ZM30 119L32 120L33 118H32V116L30 117ZM51 119H53L52 120V122H51V124H50V122L49 121H51ZM54 119H55V122H54ZM67 119V118H66ZM70 119V118H69ZM76 119V118H75ZM74 119V120H75ZM87 119V118H86ZM91 119V118H90ZM124 119V118H123ZM208 119V118H207ZM226 119V118H225ZM238 119V118H237ZM252 119H254V117L252 118ZM73 120V119H72ZM93 120V119H92ZM226 120H228V119H226ZM231 120H233V119H231ZM246 120V119H245ZM70 121H71V119H70ZM82 121V120H81ZM102 121V120H101ZM208 121H209V124H208V122L207 123H205L204 125H205V129L207 128V130L208 129H210L211 127H214V125H216V124H218L217 122V119L215 118V116H213V119L211 118V119H208ZM0 122H1V124H0V129H1V127H3V126H6L7 125V123H5V121L4 120H0ZM67 122H69L68 120L67 121H63V123L62 124H65V123H67ZM75 122V121H74ZM87 122V121H86ZM220 122V121H219ZM228 122V121H227ZM229 122H230V120H229ZM228 122V123H229ZM232 122V121H231ZM230 122V123H231ZM246 122V121H245ZM28 123H31V122H28ZM102 123H104L105 124V122L103 121ZM146 123V124H147ZM240 123H241V121H240ZM239 123V124H240ZM249 123V122H248ZM256 123V122H255ZM263 123V122H262ZM32 125H33V128L35 127V125H36V122H32L31 123ZM70 124V123H69ZM75 124H77V122L75 123ZM82 124H84V123H82ZM89 124V123H88ZM223 124V123H222ZM224 124H227V123H224ZM235 124V123H234ZM242 124H245V123H242ZM250 124V123H249ZM80 125V124H79ZM85 125H87V124H85ZM98 125V124H97ZM151 125V124H150ZM220 124H218L217 126L218 127H220L219 126ZM237 125V124H236ZM246 125H248V124H246ZM245 125V126H246ZM64 126H66V125H64ZM73 126H74V124H73ZM91 126V125H90ZM216 126V127H217ZM222 126V125H221ZM228 126V125H227ZM229 126H230V124H229ZM233 126V125H232ZM231 126V127H232ZM242 126V125H241ZM254 126V125H253ZM260 126H261V122H260ZM75 127V126H74ZM217 127V129L219 130V128ZM225 127V126H224ZM234 127V126H233ZM232 127V128H233ZM249 127V126H248ZM55 128V127H54ZM68 128H70V127H68ZM68 128H67V130H68ZM88 128V127H87ZM98 128H99V126H98ZM103 127H101V129H102ZM154 128V127H153ZM238 128H240V127H238ZM250 128H251V126H250ZM254 128V127H253ZM56 129V128H55ZM59 129V128H58ZM54 130V131H57V132H55V134H53V133H51V134H53L52 136H53V138L54 139H56L57 137L59 138V136H57V135H60L61 136V134H59L60 133V131H61V129L60 130ZM73 129V128H72ZM85 129V128H84ZM100 129V128H99ZM99 129H97V131L99 130ZM148 129V128H147ZM230 129V128H229ZM240 129H242V128H240ZM239 129V130H240ZM63 130V129H62ZM76 130H78V129H76ZM93 130H94V128L93 127H91V132L93 133ZM235 130V129H234ZM233 130V131H234ZM254 130H256L255 128H254ZM69 131V130H68ZM71 131V130H70ZM69 131V132H70ZM82 131V130H81ZM120 131V130H119ZM220 131H221V129H220ZM237 131V130H236ZM243 131V130H242ZM84 132V131H83ZM214 132V131H213ZM219 132V131H218ZM246 132V131H245ZM249 132V131H248ZM261 132H263V134H264V131H261ZM63 133V132H62ZM68 133V132H67ZM73 132H71V134H72ZM74 133H75V131H74ZM78 133V132H77ZM94 133H95V131H94ZM100 133H102V130H100ZM109 133H110V131H109ZM210 133H211V131H210ZM242 133V132H241ZM255 133V132H254ZM254 133H252V134H254ZM49 134V133H48ZM76 134V133H75ZM186 135H187V133H185ZM208 134H209V132H208ZM214 134V133H213ZM217 134H219V133H217ZM261 134V133H260ZM72 135H74V134H72ZM92 134L90 133V131H88V129H87V133L85 132V138L86 139H90L91 140V138L90 137H92L91 136ZM101 136H102V134H100ZM205 135V134H204ZM256 135H259L258 133L256 134ZM63 136H65L64 135V133H63ZM70 136V135H69ZM82 136H83V134H82ZM98 136V135H97ZM218 136V135H217ZM234 136H235V132H234ZM237 136V135H236ZM239 136V135H238ZM67 137V136H66ZM95 137V136H94ZM121 137V136H120ZM204 137V136H203ZM209 137H210V135H209ZM246 137L247 136H245L244 137V139H245V142H246ZM252 137V136H251ZM52 138V139H53ZM62 138H64V137H62ZM61 138V139H62ZM74 138V137H73ZM84 138V137H83ZM84 138V139H85ZM93 138V137H92ZM207 138H208V136H207ZM242 138V137H241ZM262 139L261 140H264V136H262L261 137ZM47 139V140H48ZM51 139V140H52ZM65 139V138H64ZM68 139V138H67ZM67 139H66V141H67ZM71 139V138H70ZM79 139V138H78ZM189 139V138H188ZM223 139V138H222ZM225 139V138H224ZM240 139V138H239ZM252 139H255V138H252ZM50 140V141H51ZM59 140H60V138H59ZM73 140V139H72ZM71 140V141H72ZM228 140V139H227ZM236 140V139H235ZM260 140V139H259ZM63 141V140H62ZM74 141V140H73ZM211 141V140H210ZM226 141V140H225ZM233 141H234V138H233ZM244 141V140H243ZM257 142H258V140H256ZM49 142V141H48ZM61 142V141H60ZM65 142V141H64ZM64 142H63V144H64ZM75 142H78V141H75ZM80 142V141H79ZM202 142V141H201ZM208 142H209V140H208ZM247 142H250L248 139H247ZM53 143H54V141H53ZM56 143H58L59 144V142H56ZM84 143V142H83ZM92 143H93V140H92ZM205 143V142H204ZM206 143H207V139H206ZM211 143V142H210ZM212 143H214V142H212ZM222 143V142H221ZM221 143H220V145H221ZM223 143H224V140H223ZM228 143H231V142H228ZM235 143V142H234ZM253 143V142H252ZM251 143V144H252ZM256 143V142H255ZM255 143H253V144H255ZM259 143V142H258ZM68 144L70 145V142H68ZM72 144V143H71ZM74 144V143H73ZM72 144V145H73ZM81 144V143H80ZM184 144V143H183ZM214 144H216V142L214 143ZM264 144V143H263ZM79 145V144H78ZM91 145V144H90ZM186 145V144H185ZM189 145V144H188ZM205 145V144H204ZM210 145H212V144H210ZM226 145V144H225ZM237 145V144H236ZM58 146V145H57ZM222 146V145H221ZM251 146V145H250ZM258 145H256V147H257ZM262 146H264V145H262ZM28 147V144L27 143H25V144H22V147L20 146V143H18V144H16V145H14L13 146V148H12V151H11V153L10 154H16L15 156H14V160H15V158L18 156L19 158H23L24 159V157H23V155H22V151L23 150H26V148ZM77 147V148H76ZM76 147H73L72 149H73V151H74V149L76 148V149H78L77 151H79V148H80V146H76ZM206 147V146H205ZM236 147V146H235ZM252 147H254L253 145L250 147L251 148V150L253 149ZM259 147V146H258ZM15 148V149H14ZM56 148V147H55ZM151 148V147H150ZM220 148V147H219ZM227 148V147H226ZM242 148V147H241ZM240 148V149H241ZM76 149H75V151H76ZM207 149V148H206ZM210 149V148H209ZM212 149V148H211ZM215 149V148H214ZM238 149V148H237ZM246 149V148H245ZM260 149V148H259ZM262 149V148H261ZM14 150V151H13ZM17 150V151H16ZM224 150V149H223ZM239 150V149H238ZM254 150V149H253ZM252 150V153L254 152ZM66 151L68 152V157L69 156H71L72 157V155L74 156V158L76 157V156H79L80 155V153L79 154H77L78 152H76L75 154H74V152H71L72 150H71V145L70 146H67L66 147ZM212 151V150H211ZM214 151V150H213ZM222 151V150H221ZM227 150H225L224 152H226ZM239 151H241V150H239ZM247 151V150H246ZM250 151V150H249ZM260 151H262V150H260ZM264 151V150H263ZM207 152V151H206ZM219 152V151H218ZM223 152V153H224ZM228 152V151H227ZM232 152V151H231ZM242 152V151H241ZM248 152V151H247ZM256 152V151H255ZM230 153V152H229ZM233 153V152H232ZM236 153V152H235ZM249 153V152H248ZM250 153H251V151H250ZM259 153H261V152H259ZM186 154V153H185ZM191 154H192V152H191ZM215 154V153H214ZM214 154H212V155H214ZM241 154V153H240ZM243 154H244V152H243ZM242 154V155H243ZM264 153H262V156H264L263 155ZM6 156H7V153L5 154ZM193 155V154H192ZM191 155V156H192ZM216 155V154H215ZM234 155V154H233ZM232 155V156H233ZM241 155V156H242ZM255 155V154H254ZM203 156V155H202ZM206 156H208V154L206 155ZM235 156H237V155H235ZM244 156V155H243ZM251 156V155H250ZM259 156V155H258ZM260 156H261V154H260ZM9 157V156H8ZM70 157V158H71ZM82 157V156H81ZM80 157V158H81ZM161 157V156H160ZM165 157V156H164ZM164 157H163V159H164ZM248 157V156H247ZM196 158V157H195ZM195 158H194V160H195ZM203 158V157H202ZM208 158V157H207ZM214 158H217V157H214ZM236 158V157H235ZM242 158V157H241ZM259 158V157H258ZM261 158V157H260ZM264 158V157H263ZM263 158H261V160L263 159ZM168 159V158H167ZM190 159H192V158H190ZM239 159V158H238ZM25 160V159H24ZM145 160V159H144ZM208 160V159H207ZM218 160V159H217ZM249 160V159H248ZM247 160V161H248ZM251 160V159H250ZM15 161H20V160H15ZM30 161V163H32V161L31 160H29ZM69 161H71L70 159H69ZM168 163H167V166H165V167H167L168 168V166L170 167L171 166V161H169V160H166ZM204 160L202 159V162H203ZM247 161H245V162H247ZM256 161V160H255ZM258 161H260V160H258ZM263 162H264V160H262ZM261 161V162H262ZM189 162H190V160H189ZM233 162V161H232ZM236 162V161H235ZM241 162V161H240ZM251 162V161H250ZM30 163H28V164H25V163H19V162H16V164L13 166V167H15L14 169H12L13 171L14 170H18V169H16V168H18L19 167V169H20V167L25 171V169H26V171H29L30 169H31V164ZM186 163H187V161H186ZM218 163H220V162H218ZM237 163V162H236ZM242 163V162H241ZM65 164V163H64ZM185 164V163H184ZM189 164H191V163H189ZM237 164H239V163H237ZM256 163H254V165H255ZM264 164V163H263ZM262 164V165H263ZM192 165V164H191ZM222 165V164H221ZM229 165V164H228ZM234 165V164H233ZM244 165V164H243ZM253 165V166H254ZM261 165V166H262ZM16 166H18V167H16ZM67 166V165H66ZM77 166V165H76ZM232 166V165H231ZM80 167V166H79ZM85 167V166H84ZM172 167H173V165H172ZM184 167V166H183ZM182 167V168H183ZM190 167V166H189ZM222 167V166H221ZM241 167V166H240ZM251 167V166H250ZM255 167H257V166H255ZM188 168V167H187ZM191 168V167H190ZM233 168H234V166H233ZM242 168V167H241ZM254 168V167H253ZM258 168H260V167H258ZM81 169V168H80ZM219 169V168H218ZM227 169V168H226ZM225 169V170H226ZM237 169V168H236ZM263 169H264V167H263ZM191 170V169H190ZM189 170V171H190ZM221 170V169H220ZM224 170V171H225ZM228 170V169H227ZM229 170H231V169H229ZM241 170V169H240ZM250 170V169H249ZM255 170V169H254ZM262 170V169H261ZM260 170V171H261ZM87 171L88 170H84V172L82 173V174H86L87 173ZM193 171V170H192ZM222 171V170H221ZM232 171V170H231ZM230 171V172H231ZM239 171V170H238ZM246 171V170H245ZM245 171H243V173L245 172ZM253 171V170H252ZM259 171V172H260ZM264 171V170H263ZM76 172H78V170L76 171ZM76 172H71L70 174H69V177L70 176H73L74 175V173H76ZM171 172H172V170H171ZM220 172V171H219ZM235 172H236V170H235ZM242 172V171H241ZM262 172V171H261ZM261 172L260 173H258V175L259 174H261ZM226 173V172H225ZM219 176H220V174H218ZM224 175V174H223ZM234 175V174H233ZM232 175V176H233ZM240 175V174H239ZM246 175V174H245ZM249 174H247V176H248ZM252 175V174H251ZM263 175H264V173H263ZM211 176H212V173H211ZM211 176H210V178H211ZM250 176V175H249ZM253 176H254V174H253ZM261 176V175H260ZM76 177V176H75ZM195 177V179H194V184H195V181H197L198 183H200V181L199 180H197L196 178V175L194 176ZM229 176H226L225 178L224 177H222L221 178V176H220V178H217V179H215V180H213V181H211L210 182V184H209V186H206V184H205V182L203 183L202 182V184L204 185V191H206V192H209V197H207V199L209 200V202H205V201H199V198H200V195L199 196H197V195H195V193H196V188H194V184H193V188H192V192L190 191L189 192V194H188V196H192V197H194V196H196V198H197V200L198 201H196L195 199H191V201L193 202V203H191V204H188V203H185V198L183 197V198H181L179 201H178V203H177V206H176V208H174V210H172L169 214H170V218H167L166 220H165V218H163V216H165V215H162L161 214V212H155V211H153L152 213H150V215H151V217L153 218V216H155L156 217V219H155V217L152 219L151 217L149 218V219H147L145 222H139L138 224L139 225H137L136 227H135V225H133L132 227L130 226V228H128V227H126V228H128V229H131V231L133 232V233H135V234H140V233H143V232H145V233H148L147 234V236L149 235H151V233H152V235L153 236H155V238H156V233H155V231L156 230H158V226L155 228L154 226H153V220H158L157 222L159 223V221L160 220H162V221H164L165 222V224L166 223H173V227L172 228H174V226H175V224L174 223H176V225H179V226H181V227H183L184 229H185V231H188V234L190 233L191 234V238L193 239V240H196V241H199L198 242V244L200 243V245H199V249H201L200 251H205V250H207V254H208V256H209V258L210 257H213L215 260H217V262H218V264H237V262H239V260L237 259V255H239V254H237L236 255V253L234 254L231 250H230V246H229V244H227V239L228 238H226V236L224 237L223 235H225V234H223L224 233V231L226 230V226H228V225H225V220L226 219H230L231 218V221L233 222V223H231L230 225H232L231 226V231L233 230V231H235V232H237L238 234L239 233H241L240 231L242 230V228L240 229V228H238L237 226H238V223L240 224V222H239V220H243L242 219V217H240L239 215L240 214H236L235 212L237 211V209H238V211L240 210H242L241 212H242V215L244 216L245 214H246V207H245V201H244V192H243V190H241V189H238L237 188V186L235 185V183H237V181L235 182V183H233V181H232V183L230 184L229 183V180L227 179ZM239 177H241V176H239ZM262 177V176H261ZM264 177V176H263ZM232 178V177H231ZM233 178H235V177H233ZM249 178V177H248ZM73 179V178H72ZM71 179V180H72ZM192 179V178H191ZM190 179V180H191ZM244 179L246 180V178L244 177ZM264 179V178H263ZM263 179L261 180L262 182H263ZM207 180H209V178L207 179ZM233 180V179H232ZM236 180V179H235ZM237 180H238V178H237ZM248 180V179H247ZM246 180V181H247ZM251 180H253V179H251ZM250 180V181H251ZM255 180L256 179H254V182H255ZM69 182V181H68ZM68 182L66 183L67 184V186L69 185L68 184ZM71 182H73V181H71ZM130 182H131V180H130ZM241 182V181H240ZM258 182V181H257ZM256 182V183H257ZM242 184V183H241ZM241 184H239V185H241ZM244 184H245V181H244ZM123 185V184H122ZM238 185V186H239ZM261 185H262V183H261ZM245 186V185H244ZM264 186V185H263ZM195 187H196V185H195ZM242 187H243V184H242ZM241 187V188H242ZM254 187V186H253ZM240 188V187H239ZM251 188V187H250ZM261 188H263V187H261ZM221 189H225V191H227V193L226 194H224V196H223V194L221 193ZM72 190V192H73V189H71ZM251 190V189H250ZM254 190V189H253ZM260 190V189H259ZM263 191V190H262ZM25 191L24 190H21L20 191V195L21 196H24V193ZM122 192H124L125 193V195H126V197H127V201L129 202V201H131V202H133V199H131L130 198V196L132 195L133 196V194H134V199L135 200H138V196H140L139 194H141V193H138V192H136V191H134V192H127L126 190L125 191H122ZM260 192V191H259ZM74 193V192H73ZM262 194H263V192H262ZM216 195H217V197H218V199L216 200ZM144 197H145V195H143ZM99 197H102V198H105V196H103V195H99ZM166 196H160V197H158V196H155V200H159V199H164ZM168 197V196H167ZM247 197V196H246ZM261 197V196H260ZM93 198V197H92ZM91 198V199H92ZM116 198H119V196H117L116 195ZM170 198V197H169ZM94 199V200H93ZM92 199V204H93V208H94V210H93V213H94V216H95V218L96 219H98V220H100V219H103L102 220V223H103V221H104V218H105V216H112V217H114L115 218V220L114 221H116L117 223H120V224H122V226L123 225H125L126 223L125 222H127L126 221V218H127V216L128 215H131V216H133V217H135L136 218V216H141L142 214H143V212H141V211H135V213H133V214H131L130 212L128 213V211L127 210H125V208H122L121 207V204H118V201H116L117 199H115V203L113 202L112 204H107L106 206H105V208H104V212L102 211V212H100L99 211V208H98V206L100 207V206H102L99 202H98V200L100 201V199L98 198V200H97V197H95L94 196V198ZM263 199V198H262ZM134 200V201H135ZM264 200V199H263ZM263 200H261L262 202H263ZM138 201H140V200H138ZM138 201H135L136 203H134V204H132L131 205V207H130V205H128V207L127 208H129V209H131V208H134V207H139V204L137 203ZM130 203V202H129ZM100 204V205H99ZM131 204V203H130ZM264 204V203H263ZM134 205V206H133ZM264 206V205H263ZM158 207V205H154V207H153V209H156ZM126 208V209H127ZM102 209V208H101ZM128 209V210H129ZM248 209V208H247ZM124 210V211H123ZM250 210V209H249ZM237 211V212H238ZM250 212V211H249ZM163 213H165V212H163ZM260 213V212H259ZM258 214V213H257ZM256 214V215H257ZM121 215H122V217H123V219L124 220H120V218H121ZM153 215V216H152ZM162 215V216H161ZM249 215H250V213H249ZM253 215V214H252ZM146 216V215H145ZM120 217V218H119ZM144 217V216H143ZM245 217V216H244ZM255 217V216H254ZM140 218V217H139ZM147 218V217H146ZM246 218H249V217H246ZM245 218V219H246ZM251 218V217H250ZM95 219V220H96ZM142 219V218H141ZM192 220H197L198 222H194L195 223V225H196V223H197V225L196 226H193L191 223H190V221L192 222ZM252 220H253V218H252ZM114 221H112V222H114ZM161 221V222H162ZM244 221V220H243ZM106 222V221H105ZM252 222V221H251ZM100 223V222H99ZM107 223V222H106ZM132 224H134V221H132L131 222ZM168 223V224H169ZM178 223V224H177ZM193 223V224H194ZM250 223V222H249ZM257 223V224H256ZM258 223H260V224H258ZM95 224L96 225H98L97 224V222L95 221ZM116 224V223H115ZM136 224V223H135ZM226 224H228V223H226ZM254 224H255V227H257V229L256 230H258L259 232L258 233H260V234H262L263 236H264V207H263V209H262V212H261V214H260V216H258V219L255 221V223H253V225L252 226H254ZM170 225H172V224H170ZM236 225V226H235ZM102 226V225H101ZM105 227H106V225H104ZM103 226V227H104ZM111 226V225H110ZM143 226H146V227H148V229L147 228H144ZM165 226V225H164ZM167 226V225H166ZM134 227V228H133ZM168 227V226H167ZM178 227V226H177ZM243 227H244V225H243ZM245 227H247V226H245ZM245 227H244V229H245ZM113 228H115V227H113ZM112 228V229H113ZM180 228V227H179ZM229 228V227H228ZM100 229H101V227H100ZM103 229V228H102ZM105 229V228H104ZM108 229V228H107ZM171 229V228H170ZM250 229V228H249ZM254 229V228H253ZM253 229L252 230H249L248 232H250V231H253ZM61 230V229H60ZM160 230V229H159ZM158 230V231H159ZM175 230V229H174ZM180 230V229H179ZM173 231V230H172ZM228 231V230H227ZM61 232V231H60ZM59 232V233H60ZM63 232V231H62ZM161 233H163L162 232V230L160 231ZM226 232V231H225ZM234 232V233H235ZM246 232V231H245ZM254 232V231H253ZM58 233V232H57ZM64 233V232H63ZM109 233V232H108ZM182 233H184V232H182ZM181 233V234H182ZM187 233V232H186ZM227 233H229V232H227ZM111 234V233H110ZM236 234V233H235ZM234 234V235H235ZM255 234V233H254ZM115 235V234H114ZM178 235V234H177ZM248 235V234H247ZM250 235V234H249ZM59 236V235H58ZM57 236V237H58ZM70 236H72V235H70ZM70 236L68 237H66V238H70ZM144 236V235H143ZM245 236V235H244ZM251 236V235H250ZM94 237V236H93ZM121 237V236H120ZM231 237V236H230ZM246 237V236H245ZM249 237V236H248ZM116 238V237H115ZM139 238V237H138ZM165 238V237H164ZM177 238V237H176ZM226 238V239H225ZM235 238V237H234ZM239 238V237H238ZM247 238V237H246ZM256 238V237H255ZM97 239V238H96ZM112 239V238H111ZM253 239V238H252ZM98 240V239H97ZM124 240V239H123ZM151 240V239H150ZM179 240V239H178ZM234 240H236V239H234ZM234 240H233V242H234ZM250 240V239H249ZM92 241V240H91ZM105 241V240H104ZM113 241V240H112ZM87 242V241H86ZM115 242H116V240H115ZM179 242V241H178ZM193 242V241H192ZM231 242V241H230ZM84 243V242H83ZM92 243V242H91ZM153 243V242H152ZM173 243V242H172ZM184 243V242H183ZM197 243V242H196ZM228 243H229V241H228ZM55 244V243H54ZM69 245L71 244V243H68ZM85 244V243H84ZM87 244V243H86ZM112 244V243H111ZM136 244V243H135ZM166 244V243H165ZM231 244H232V242H231ZM74 245V244H73ZM90 244H88V246H89ZM107 245V244H106ZM116 245V244H115ZM136 245H138V244H136ZM149 245V244H148ZM154 245V244H153ZM181 245V244H180ZM235 245V243L232 245V246H234ZM40 246V245H39ZM42 246V245H41ZM50 246H52V245H50ZM68 246V245H67ZM87 246V245H86ZM87 246V247H88ZM124 246V245H123ZM164 246V245H163ZM178 246V245H177ZM224 246H227L226 247V249L224 248ZM44 247V246H43ZM76 248H78L77 246H75ZM90 247V246H89ZM126 247V246H125ZM148 247V246H147ZM234 247H236V246H234ZM263 247V246H262ZM67 248V247H66ZM86 248V247H85ZM91 248V247H90ZM117 249L119 248V247H116ZM129 248V247H128ZM183 248V247H182ZM187 248H189L188 246H187ZM196 248V247H195ZM207 248V249H206ZM49 249V248H48ZM80 249H82V247L80 248ZM79 249V250H80ZM149 249H151V248H149ZM165 249V248H164ZM197 249V248H196ZM196 249H194V250H196ZM198 249V250H199ZM72 250H74V249H72ZM87 250H88V248H87ZM96 250V249H95ZM105 250V249H104ZM136 250V249H135ZM147 250V249H146ZM70 251V250H69ZM78 251V250H77ZM122 251V250H121ZM163 251V250H162ZM183 251V250H182ZM48 252V251H47ZM100 252V251H99ZM129 252V251H128ZM142 252V251H141ZM157 252V251H156ZM166 252V251H165ZM180 252V251H179ZM195 252V251H194ZM49 253V252H48ZM68 253V252H67ZM74 253V252H73ZM80 253V252H79ZM78 253V254H79ZM183 253V252H182ZM190 253H191V251L189 250V249H185V251H184V254H186V256L187 257H191V255H190ZM201 252H198L197 254L199 255ZM227 254V255H225V254ZM264 253V252H263ZM72 254V253H71ZM71 254L68 256L67 255V262L65 263V264H82L81 262H78V261H75V258H72L71 257ZM83 254V253H82ZM89 254V253H88ZM99 254V253H98ZM102 254V253H101ZM100 254V255H101ZM145 254V253H144ZM42 255V254H41ZM44 255H45V253H44ZM49 255V254H48ZM87 255V254H86ZM148 255V254H147ZM203 255V254H202ZM56 256V255H55ZM130 256V255H129ZM172 256V255H171ZM207 256V257H208ZM78 257H80L79 255H78ZM84 257V256H83ZM83 257H82V260H83ZM86 257V256H85ZM92 257H94V256H92ZM239 257H241V255L240 256H238V258ZM264 257V256H263ZM262 257V258H263ZM62 258V257H61ZM61 258H60V260H61ZM87 258H88V256H87ZM148 258V257H147ZM155 258V257H154ZM175 258V257H174ZM193 258V257H192ZM198 258H199V256H198ZM99 259V258H98ZM113 259V258H112ZM115 259H117V258H115ZM146 259V258H145ZM152 259V258H151ZM208 259V258H207ZM245 259V258H244ZM256 259V258H255ZM53 260V259H52ZM57 260V262H58V260L59 259H56ZM55 260V261H56ZM79 260V259H78ZM85 260V259H84ZM133 260H135V258L133 259ZM202 260V259H201ZM238 260V261H237ZM97 261V260H96ZM101 261V260H100ZM249 261H251V260H249ZM264 261V260H263ZM57 262H56V264H57ZM60 262V261H59ZM200 262V261H199ZM241 262V261H240ZM239 262V263H240ZM253 262V261H252ZM52 263V262H51ZM55 263V262H54ZM96 263V262H95ZM131 264H132V262H130ZM135 263V262H134ZM153 263V262H152ZM161 262H159L158 264H160ZM204 263V262H203ZM208 263V262H207ZM238 263V264H239ZM258 263V262H257ZM260 263V262H259ZM59 264H61V263H59ZM99 264V263H98ZM106 264V263H105ZM136 264H139V262L137 261L136 262ZM153 264H157V261H155ZM191 264V263H190ZM209 264V263H208ZM250 264V263H249ZM253 264V263H252Z\"/></svg>",
  "mask_w": 264,
  "mask_h": 264
}]
</instances>
